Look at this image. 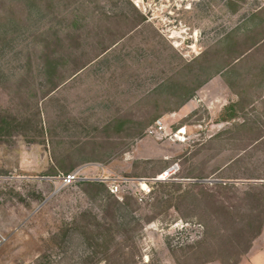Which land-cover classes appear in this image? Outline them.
I'll return each mask as SVG.
<instances>
[{
    "label": "rangeland",
    "instance_id": "374dc122",
    "mask_svg": "<svg viewBox=\"0 0 264 264\" xmlns=\"http://www.w3.org/2000/svg\"><path fill=\"white\" fill-rule=\"evenodd\" d=\"M263 226L264 0H0V264H235Z\"/></svg>",
    "mask_w": 264,
    "mask_h": 264
},
{
    "label": "crops",
    "instance_id": "0c3cea01",
    "mask_svg": "<svg viewBox=\"0 0 264 264\" xmlns=\"http://www.w3.org/2000/svg\"><path fill=\"white\" fill-rule=\"evenodd\" d=\"M235 264H264V226L251 239L247 251Z\"/></svg>",
    "mask_w": 264,
    "mask_h": 264
},
{
    "label": "built area",
    "instance_id": "2783aa9c",
    "mask_svg": "<svg viewBox=\"0 0 264 264\" xmlns=\"http://www.w3.org/2000/svg\"><path fill=\"white\" fill-rule=\"evenodd\" d=\"M163 129H164V124H163L162 120L157 119L154 122V126H151V128H149V132L153 133V132L163 131ZM81 170L82 169L80 168V169L73 170L72 172H68V173L64 174L62 177L63 184L69 185V184L73 183L75 180L79 179L78 175L80 174ZM6 240H7V236L3 235L0 232V245L3 244Z\"/></svg>",
    "mask_w": 264,
    "mask_h": 264
},
{
    "label": "bare ground",
    "instance_id": "6f19581e",
    "mask_svg": "<svg viewBox=\"0 0 264 264\" xmlns=\"http://www.w3.org/2000/svg\"><path fill=\"white\" fill-rule=\"evenodd\" d=\"M180 131H181V132H180ZM180 131H179V132H180V133H182L184 130H183V131H182V130H180Z\"/></svg>",
    "mask_w": 264,
    "mask_h": 264
}]
</instances>
